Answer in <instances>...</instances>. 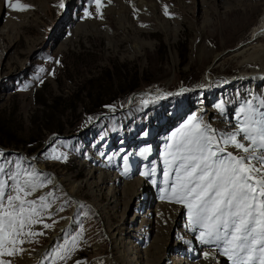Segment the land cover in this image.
Here are the masks:
<instances>
[{
    "label": "rangeland",
    "instance_id": "rangeland-1",
    "mask_svg": "<svg viewBox=\"0 0 264 264\" xmlns=\"http://www.w3.org/2000/svg\"><path fill=\"white\" fill-rule=\"evenodd\" d=\"M21 2L30 8L14 11L5 0L0 6V163L23 157L25 169L42 166V179L51 184L28 199L49 191L57 199L41 223L33 225L38 234L32 242L5 259L11 264H117L112 229L124 233L130 248L145 247L155 236V209L164 202L179 210L165 222L171 225L165 234L169 241L179 237L183 249L169 264H202L204 250L184 241H197L199 235H187L192 230L188 209L161 199L170 190V182L164 183L165 153L172 134L192 116L223 132L254 96L246 93L228 112L221 111L217 105L224 107L238 90L227 87V78L240 73L239 65L227 60L209 75L207 68L214 52L240 43L234 38L238 32L250 37L264 0H100L99 8L95 0ZM246 19L249 27L235 32ZM166 32L176 39L168 41ZM131 84L140 89L130 94ZM260 91L264 94V88ZM90 169H103L117 181L115 203L108 200L106 188L92 194ZM55 175L61 184L54 183ZM137 179L145 186L143 201L134 195L125 205L128 195L122 194L121 182ZM69 182L79 184L75 198L66 190ZM99 203L106 211H97ZM150 208L155 214H146ZM63 224L56 241L37 258ZM81 225L82 238L65 256L63 247L56 246L70 242ZM222 262L229 260L223 255Z\"/></svg>",
    "mask_w": 264,
    "mask_h": 264
},
{
    "label": "snow or ice",
    "instance_id": "snow-or-ice-1",
    "mask_svg": "<svg viewBox=\"0 0 264 264\" xmlns=\"http://www.w3.org/2000/svg\"><path fill=\"white\" fill-rule=\"evenodd\" d=\"M5 2L14 11L30 8L21 0ZM95 3L99 8L100 0ZM217 108L223 111L222 104ZM234 119L231 128L221 132L192 116L172 134L164 159V183L170 182V190L161 199L183 204L192 230L199 232L197 239L215 245L231 264H264V94L246 99ZM23 159L0 163V264H11L5 258L22 252L19 245L32 242L31 237L38 234L33 225L41 223L57 199L52 191L28 199L51 180L44 181L35 169L23 168ZM83 231L81 225L70 242L65 239L63 246L56 247L70 255Z\"/></svg>",
    "mask_w": 264,
    "mask_h": 264
},
{
    "label": "bare ground",
    "instance_id": "bare-ground-1",
    "mask_svg": "<svg viewBox=\"0 0 264 264\" xmlns=\"http://www.w3.org/2000/svg\"><path fill=\"white\" fill-rule=\"evenodd\" d=\"M1 1L2 0H0V6H1ZM205 7L206 6H204L203 8L205 9ZM204 11L205 14H207L208 10L205 9ZM207 21H209V19H207ZM248 22L250 23L249 19L243 20L242 23L237 27L238 30L236 29L235 32L240 31L241 28L242 30L247 29L249 27L247 26ZM174 31L175 33L179 32L177 28H175ZM236 36L237 39H242L240 43L237 46L230 47L232 48V50L229 49L227 50L224 48L214 52V55L212 56L213 62L207 68V73L209 75L215 68H222L227 60H234V61L236 60V64L239 65L238 69L240 73L237 75L234 74L236 76H231L227 78L228 81L227 83H229L227 87L229 89L236 87L238 88V90L236 93L229 96L228 101H226L225 106L223 107L224 112H228L229 109L231 108L232 103H234L236 100L244 96V94L250 93L258 97L261 94L260 89L264 88V10L261 15L260 21L254 26V28L251 31V35L250 37H248L247 40L244 38L245 37L244 31L243 33L238 32L237 35L234 36V38ZM166 37L168 41H173L176 39L175 34L171 35V33H167ZM136 46H140V45L137 44ZM133 99L134 98L131 97L129 102L133 101ZM202 109L203 106H199L198 109L199 112H201ZM229 150L232 149L229 148ZM36 170L39 173L42 172L41 174L43 175L45 174L44 168L42 166L37 167ZM89 176L90 179L94 178V180L90 182V187L93 195L96 190H101L102 188H106L108 200L109 201L112 200L113 203H115L118 200V193L120 192V190L119 189L117 190V186L115 185L117 181L114 183L110 175L106 174V172L103 169H95V170L90 169ZM141 181H142L141 179H137L136 181L129 183H127V181L121 182L123 184L121 190L122 194L128 195V198L125 200L124 203L125 205L128 204V202L130 203L134 195H136L138 199L143 201V197L145 196V186L142 185ZM61 182L62 179L58 178L55 175L54 183L61 184ZM78 185H79L78 183L69 182V186L66 187V190L68 191L71 197H74L76 195L75 192L79 190ZM95 207L98 212H101V210L106 211L105 206L100 203ZM155 212H156L157 226L151 228L152 231L155 232V236H153L154 238L149 243H147V245L143 248H139L137 250L130 248V246L125 241V238L123 237L124 233L120 232L118 230V227L112 229L113 232L109 236L112 240V245L115 247V249H118L117 252L118 254L114 257L117 264H140V262L142 261H143L142 264H169L170 262L169 258L174 259L175 253L183 252V249L181 248L180 244H178L179 237L177 236L178 238L176 240L175 237L174 239L172 237V240L169 241L170 237L168 236L167 233L165 234V230L167 231V226H169L166 225L165 222L166 221L168 222V217H170V219L173 221L174 218L179 214V210L175 209V207H172V205H169L164 202H159L155 209ZM153 213H154L153 210H151L150 208L146 214L149 215ZM64 228H65V224L60 225L58 231L53 235L54 239L58 237L59 232ZM169 228L171 229V225L169 226ZM190 231L191 233L187 231L188 232L187 235L191 237V235L193 234V230ZM176 232H177L176 235H179L181 230L176 229ZM196 233L197 231H195V234ZM190 240L185 239L184 241L188 242L190 244V247L192 245L193 249L196 251H198L201 248L204 250V253L202 254L203 257L202 264H223V262L221 263L223 254L221 252H218L219 251L218 248L216 249L217 251L214 250L216 248L215 245L214 248H211V245L213 244H202L198 239L197 241L194 240L190 241ZM192 241H194V243H192ZM43 252L44 249L38 250L35 256L38 258V255L40 254L41 256ZM205 253L208 254V258H205ZM228 264H231V261H229Z\"/></svg>",
    "mask_w": 264,
    "mask_h": 264
},
{
    "label": "trees",
    "instance_id": "trees-1",
    "mask_svg": "<svg viewBox=\"0 0 264 264\" xmlns=\"http://www.w3.org/2000/svg\"><path fill=\"white\" fill-rule=\"evenodd\" d=\"M99 81H101L102 80V76L100 77L99 76V78H97ZM96 79V80H97ZM91 82H92V80H90ZM129 89H130V94L131 93H133V92H135V91H137V90H139L140 89V84H131L130 85V87H129ZM43 104H45L46 105V103H43ZM46 106H48V105H46ZM48 129H50V128H48ZM60 132H63V130L62 129H60ZM2 144H3V141L1 142ZM17 145V144H16Z\"/></svg>",
    "mask_w": 264,
    "mask_h": 264
},
{
    "label": "water",
    "instance_id": "water-1",
    "mask_svg": "<svg viewBox=\"0 0 264 264\" xmlns=\"http://www.w3.org/2000/svg\"><path fill=\"white\" fill-rule=\"evenodd\" d=\"M55 241V239L53 238V239H51L50 240V242L45 246V248H44V251L46 250V249H48L49 248V246H51L52 244H53V242Z\"/></svg>",
    "mask_w": 264,
    "mask_h": 264
}]
</instances>
